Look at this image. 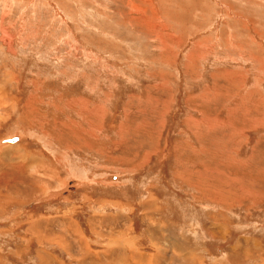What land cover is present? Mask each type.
I'll return each mask as SVG.
<instances>
[{"label": "rangeland", "instance_id": "374dc122", "mask_svg": "<svg viewBox=\"0 0 264 264\" xmlns=\"http://www.w3.org/2000/svg\"><path fill=\"white\" fill-rule=\"evenodd\" d=\"M0 264H264V0H0Z\"/></svg>", "mask_w": 264, "mask_h": 264}, {"label": "water", "instance_id": "95a60500", "mask_svg": "<svg viewBox=\"0 0 264 264\" xmlns=\"http://www.w3.org/2000/svg\"><path fill=\"white\" fill-rule=\"evenodd\" d=\"M16 139L15 138H13V139H10V140H8L9 142H13V141H15ZM70 182H72L73 180H69Z\"/></svg>", "mask_w": 264, "mask_h": 264}, {"label": "bare ground", "instance_id": "6f19581e", "mask_svg": "<svg viewBox=\"0 0 264 264\" xmlns=\"http://www.w3.org/2000/svg\"><path fill=\"white\" fill-rule=\"evenodd\" d=\"M72 135V134H71Z\"/></svg>", "mask_w": 264, "mask_h": 264}]
</instances>
